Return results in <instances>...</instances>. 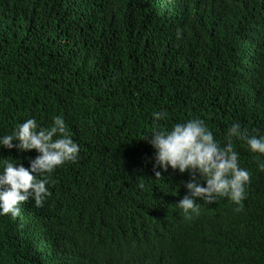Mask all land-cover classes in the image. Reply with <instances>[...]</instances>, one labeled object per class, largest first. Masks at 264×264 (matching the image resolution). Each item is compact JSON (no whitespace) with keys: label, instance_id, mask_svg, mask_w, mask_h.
<instances>
[{"label":"trees","instance_id":"trees-1","mask_svg":"<svg viewBox=\"0 0 264 264\" xmlns=\"http://www.w3.org/2000/svg\"><path fill=\"white\" fill-rule=\"evenodd\" d=\"M156 111L221 145L237 122L264 136V0H0V135L61 115L79 145L40 206L0 216V264H264V155L233 137L245 198L185 213L189 173L154 170L141 138Z\"/></svg>","mask_w":264,"mask_h":264},{"label":"clouds","instance_id":"clouds-1","mask_svg":"<svg viewBox=\"0 0 264 264\" xmlns=\"http://www.w3.org/2000/svg\"><path fill=\"white\" fill-rule=\"evenodd\" d=\"M166 115L165 111L153 112L152 130L147 133L150 136L145 134L141 138L154 149V170L159 166L189 173L190 179L183 182L185 195L176 202L177 207L185 213L197 212V199L207 204L217 197H227L239 204L246 195L249 173L238 165V153L233 150L231 139L244 141L249 152L264 155V136L247 135L237 122L227 129L228 142L221 145L199 118L159 128L158 122ZM0 147L35 149L37 153L28 167L14 163L17 160L13 159L0 161V216L13 218L20 212L19 205L29 197L35 206H40L50 195L46 187L49 175L55 168L74 161L79 153V145L67 132L61 115L53 116L47 127L38 126L33 118L24 120L10 134L0 135ZM257 167L264 171V163H258ZM155 176L160 177L161 172L155 171ZM200 180L204 181L203 186Z\"/></svg>","mask_w":264,"mask_h":264}]
</instances>
